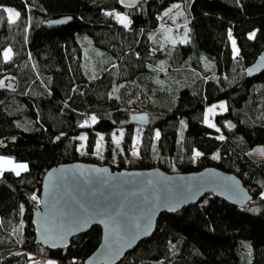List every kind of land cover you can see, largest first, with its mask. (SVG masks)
I'll return each instance as SVG.
<instances>
[{"label":"trees","instance_id":"obj_1","mask_svg":"<svg viewBox=\"0 0 264 264\" xmlns=\"http://www.w3.org/2000/svg\"><path fill=\"white\" fill-rule=\"evenodd\" d=\"M62 16L71 18L45 24ZM263 50L264 0H0V156L26 163L0 172V264H31V254L84 264L97 247V225L66 249L34 243L42 177L75 160L216 166L252 195L237 206L208 194L161 213L118 264H264V71H245ZM219 100L225 109L211 127L205 108ZM137 111L147 124L131 120Z\"/></svg>","mask_w":264,"mask_h":264},{"label":"water","instance_id":"obj_2","mask_svg":"<svg viewBox=\"0 0 264 264\" xmlns=\"http://www.w3.org/2000/svg\"><path fill=\"white\" fill-rule=\"evenodd\" d=\"M142 1L118 0L128 8ZM70 18L49 19L45 24H63ZM245 71L248 77L264 71V50ZM131 120L145 125L149 114L133 112ZM234 127L228 121L227 128ZM208 194L237 206H245L252 198L236 173L216 166L171 172L158 166L117 169L84 160L57 163L41 180L39 204L31 218L34 243L49 250L66 249L74 236L97 225L100 242L84 264H118L151 236L161 213L178 212Z\"/></svg>","mask_w":264,"mask_h":264},{"label":"rangeland","instance_id":"obj_3","mask_svg":"<svg viewBox=\"0 0 264 264\" xmlns=\"http://www.w3.org/2000/svg\"><path fill=\"white\" fill-rule=\"evenodd\" d=\"M113 18L116 20V22H118L122 25H128L131 21L129 16L122 11H115L113 13ZM171 23L169 24V26H167L165 28V30L169 29L172 26ZM232 43H233L234 49L236 50L237 47H236L235 42L233 41ZM224 105H225V103L223 100L222 101L219 100V102L214 101V102L208 104L205 108L204 122L211 127L215 126L216 125L215 114L223 111L225 109ZM89 120H90V122H92L91 116H90ZM121 134H122L121 131L118 132L116 134V136H117L116 138H121ZM139 139H140V136H139V133L137 131V133H135V135L133 136V141L131 144V152L135 155L137 154V150H138V147L140 145ZM5 168H11V169H14L15 171H21V170L26 168V163L16 162L10 157L0 156V172ZM31 256L33 258H38V260H41V259L44 260L43 262L45 264H58V261H56L55 259L45 258L43 255L37 256L36 254H31Z\"/></svg>","mask_w":264,"mask_h":264},{"label":"built area","instance_id":"obj_4","mask_svg":"<svg viewBox=\"0 0 264 264\" xmlns=\"http://www.w3.org/2000/svg\"><path fill=\"white\" fill-rule=\"evenodd\" d=\"M45 258H47L46 256H44ZM50 259H52V258H50ZM56 260V259H55ZM57 261V260H56Z\"/></svg>","mask_w":264,"mask_h":264}]
</instances>
